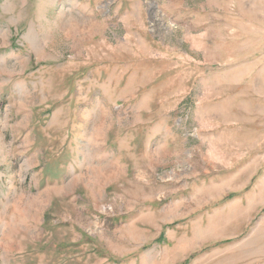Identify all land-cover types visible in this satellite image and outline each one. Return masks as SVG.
Returning a JSON list of instances; mask_svg holds the SVG:
<instances>
[{
  "label": "rangeland",
  "instance_id": "obj_1",
  "mask_svg": "<svg viewBox=\"0 0 264 264\" xmlns=\"http://www.w3.org/2000/svg\"><path fill=\"white\" fill-rule=\"evenodd\" d=\"M0 264H264V0H0Z\"/></svg>",
  "mask_w": 264,
  "mask_h": 264
}]
</instances>
